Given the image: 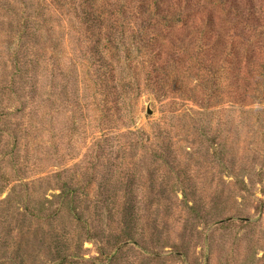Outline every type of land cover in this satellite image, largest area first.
I'll return each instance as SVG.
<instances>
[{
	"label": "rangeland",
	"instance_id": "rangeland-1",
	"mask_svg": "<svg viewBox=\"0 0 264 264\" xmlns=\"http://www.w3.org/2000/svg\"><path fill=\"white\" fill-rule=\"evenodd\" d=\"M142 1L0 0V264H264V0Z\"/></svg>",
	"mask_w": 264,
	"mask_h": 264
},
{
	"label": "trees",
	"instance_id": "trees-1",
	"mask_svg": "<svg viewBox=\"0 0 264 264\" xmlns=\"http://www.w3.org/2000/svg\"><path fill=\"white\" fill-rule=\"evenodd\" d=\"M144 1H146V0H143L142 2H140V4H142V7H141V9L143 8V6H144ZM162 3V2H161ZM235 3H236V0H221V2L219 3V6H218V8H220V7H222V6H226L227 8H229V9H231L232 7L235 9ZM163 5L162 6H164V4H165V9L167 10V11H169V9H171V8H173V7H171L170 5H166V3H162ZM154 7H155V9L157 10V9H159L160 7H157V5H153ZM175 9V10H174ZM143 10V15L142 16H146V15H148L149 13L147 12L148 10L146 9V7L144 8V9H142ZM171 11L172 12H177L178 11V13H182V14H185L186 16H188V17H190V16H192V15H195V19L198 21V22H200L201 21V23H205V24H210V25H213V24H215V18H216V13L214 12V11H209V12H206V13H200L199 11H195L194 9H190L189 7H187V8H183V9H176L175 7L173 8V9H171ZM140 13H141V11H139ZM175 14H177V13H174L173 14V16H171V17H174L175 16ZM220 18V17H219ZM153 19V18H152ZM154 21V20H153ZM124 41H122V43H123ZM97 44V43H96ZM92 46V45H91ZM110 46H111V48L113 47L111 44H110ZM104 50H102V52H101V50H99L98 49V47H97V45H95V46H92L91 48H89L88 50L86 49V52H88L89 51V54H90V56L91 57H93V58H97V56H99L100 54L102 55L103 54V52H105V50L108 52L109 51V48L108 47H102Z\"/></svg>",
	"mask_w": 264,
	"mask_h": 264
},
{
	"label": "water",
	"instance_id": "water-1",
	"mask_svg": "<svg viewBox=\"0 0 264 264\" xmlns=\"http://www.w3.org/2000/svg\"><path fill=\"white\" fill-rule=\"evenodd\" d=\"M147 113H148L149 115L152 114V111H151V109H150L149 107H148Z\"/></svg>",
	"mask_w": 264,
	"mask_h": 264
}]
</instances>
